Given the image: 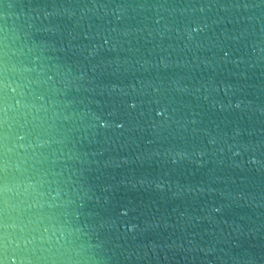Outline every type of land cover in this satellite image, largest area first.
<instances>
[{
	"label": "water",
	"instance_id": "obj_1",
	"mask_svg": "<svg viewBox=\"0 0 264 264\" xmlns=\"http://www.w3.org/2000/svg\"><path fill=\"white\" fill-rule=\"evenodd\" d=\"M20 69L69 264H264V0H0V107Z\"/></svg>",
	"mask_w": 264,
	"mask_h": 264
},
{
	"label": "clouds",
	"instance_id": "obj_2",
	"mask_svg": "<svg viewBox=\"0 0 264 264\" xmlns=\"http://www.w3.org/2000/svg\"><path fill=\"white\" fill-rule=\"evenodd\" d=\"M26 71L16 72L20 99H6L0 107V128L5 129L0 133V150L7 158L3 171L11 173L0 183V236L15 244L20 264H69L63 239L66 229L51 212L53 205L41 190L42 181L24 174L25 160L9 163L19 155L12 142L13 125L19 126L22 120L27 122L31 115L32 106L23 99L24 90L29 87Z\"/></svg>",
	"mask_w": 264,
	"mask_h": 264
}]
</instances>
